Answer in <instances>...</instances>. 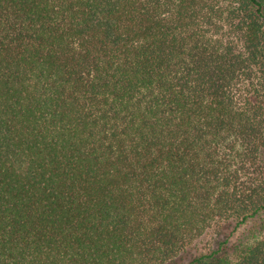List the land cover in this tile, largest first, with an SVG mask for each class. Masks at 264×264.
Returning a JSON list of instances; mask_svg holds the SVG:
<instances>
[{
    "label": "trees",
    "instance_id": "16d2710c",
    "mask_svg": "<svg viewBox=\"0 0 264 264\" xmlns=\"http://www.w3.org/2000/svg\"><path fill=\"white\" fill-rule=\"evenodd\" d=\"M0 264H264V0H0Z\"/></svg>",
    "mask_w": 264,
    "mask_h": 264
},
{
    "label": "rangeland",
    "instance_id": "374dc122",
    "mask_svg": "<svg viewBox=\"0 0 264 264\" xmlns=\"http://www.w3.org/2000/svg\"><path fill=\"white\" fill-rule=\"evenodd\" d=\"M248 234V228H245V230H241L240 232H238V234H236V239L239 238V236L241 235H247ZM206 241L203 242H199V246H198V253H203L205 251H207V246H206Z\"/></svg>",
    "mask_w": 264,
    "mask_h": 264
}]
</instances>
